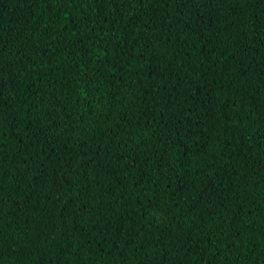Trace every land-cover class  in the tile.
<instances>
[{
  "label": "trees",
  "instance_id": "16d2710c",
  "mask_svg": "<svg viewBox=\"0 0 264 264\" xmlns=\"http://www.w3.org/2000/svg\"><path fill=\"white\" fill-rule=\"evenodd\" d=\"M0 264H264V0H0Z\"/></svg>",
  "mask_w": 264,
  "mask_h": 264
}]
</instances>
